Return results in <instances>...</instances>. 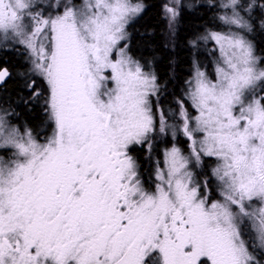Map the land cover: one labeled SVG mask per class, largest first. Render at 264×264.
Instances as JSON below:
<instances>
[{
    "label": "snow or ice",
    "instance_id": "6c2138e0",
    "mask_svg": "<svg viewBox=\"0 0 264 264\" xmlns=\"http://www.w3.org/2000/svg\"><path fill=\"white\" fill-rule=\"evenodd\" d=\"M146 8L0 0V264H264V0H167L172 40L212 13L179 96L132 51Z\"/></svg>",
    "mask_w": 264,
    "mask_h": 264
},
{
    "label": "trees",
    "instance_id": "16d2710c",
    "mask_svg": "<svg viewBox=\"0 0 264 264\" xmlns=\"http://www.w3.org/2000/svg\"><path fill=\"white\" fill-rule=\"evenodd\" d=\"M133 1L137 2V0ZM186 1L187 3L199 2V0ZM166 2L167 0H143V3L147 5L145 12L129 26V32L132 35L131 48L138 57L154 58L153 67L160 80L167 83L170 93L179 96L185 87L184 81L190 78L193 69V49L188 41L192 38L197 27H203L207 23L212 13L209 11L205 16V12L201 11L199 15L204 16V20H201L199 24L195 23L193 17L185 16L182 24L178 26L175 40H172L169 37L167 22L163 18V5ZM148 33H152V35L149 36ZM196 58L200 64H206L210 60L207 59L208 57H204L200 49ZM0 60L8 61L7 66L10 68L16 64V58L12 55H0ZM8 88L12 92L15 90L16 84L9 81ZM27 119L33 125L38 124L39 110L28 115ZM165 146L163 142L158 143V152H161ZM138 155L143 160V155L140 153ZM144 167L148 166L144 165ZM144 179H149L147 171L144 174Z\"/></svg>",
    "mask_w": 264,
    "mask_h": 264
},
{
    "label": "rangeland",
    "instance_id": "374dc122",
    "mask_svg": "<svg viewBox=\"0 0 264 264\" xmlns=\"http://www.w3.org/2000/svg\"><path fill=\"white\" fill-rule=\"evenodd\" d=\"M134 2V1H133ZM185 2L187 3V1L185 0ZM135 3V2H134ZM135 21V20H134ZM133 21V22H134ZM131 25V24H130ZM129 25V26H130ZM212 48V44L209 43V45H202L200 50L202 51L204 57H208L207 59H210L208 60V63H201V66H202V70H205L209 73H211L213 71V63H212V57L208 54L209 50ZM192 73H193V69H192ZM163 151V149L161 150V152ZM162 158V157H161Z\"/></svg>",
    "mask_w": 264,
    "mask_h": 264
},
{
    "label": "bare ground",
    "instance_id": "6f19581e",
    "mask_svg": "<svg viewBox=\"0 0 264 264\" xmlns=\"http://www.w3.org/2000/svg\"><path fill=\"white\" fill-rule=\"evenodd\" d=\"M162 16V15H161Z\"/></svg>",
    "mask_w": 264,
    "mask_h": 264
}]
</instances>
